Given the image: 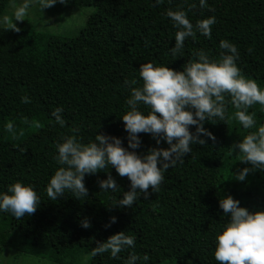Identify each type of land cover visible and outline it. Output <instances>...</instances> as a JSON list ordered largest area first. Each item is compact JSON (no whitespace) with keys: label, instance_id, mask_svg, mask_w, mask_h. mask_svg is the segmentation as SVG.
I'll list each match as a JSON object with an SVG mask.
<instances>
[{"label":"trees","instance_id":"16d2710c","mask_svg":"<svg viewBox=\"0 0 264 264\" xmlns=\"http://www.w3.org/2000/svg\"><path fill=\"white\" fill-rule=\"evenodd\" d=\"M14 0H0V17ZM71 7L94 6L85 27L76 36H61L0 27V192L22 182L34 186L40 197L35 213L15 219L0 212V257L6 247L59 264H73L77 255L88 254L90 264H127L130 255H147L143 264L172 262L218 264L216 236L229 221L219 200L231 195L249 211L264 210V170L249 172L245 181L235 179L245 167L243 154L232 146L264 125V106L255 104L256 125L244 129L235 117L237 109L225 94L226 120L214 118L204 127L215 139L201 136L205 144L192 145L189 153L164 173L155 192L145 199L138 194L132 207H121L119 199L130 190L127 177L115 168L86 175L87 197L75 198L70 191L52 201L46 187L61 165L55 159L57 144L76 136L82 144L97 134L121 138L127 147L128 133L122 116L129 110L130 87L125 80L143 84L141 64L168 66L177 71L203 50L212 59L224 51L222 40L237 47L242 74L264 89V0H66ZM184 10L195 24L214 16L211 36L197 33L187 38L175 56L171 47L175 33L166 12ZM27 98V102H25ZM62 108L61 127L53 112ZM144 114L149 109L142 103ZM13 124L11 132L6 130ZM195 133V126H190ZM138 153L158 145L150 134L140 133ZM131 150V149H130ZM109 174L116 191H102L99 181ZM115 217L116 222L111 223ZM87 220L91 227L83 228ZM110 226H107L109 225ZM125 231L135 236V246L112 258L110 252L92 256L98 242ZM142 264V261H137Z\"/></svg>","mask_w":264,"mask_h":264},{"label":"clouds","instance_id":"9594fccd","mask_svg":"<svg viewBox=\"0 0 264 264\" xmlns=\"http://www.w3.org/2000/svg\"><path fill=\"white\" fill-rule=\"evenodd\" d=\"M58 2L65 3L66 0H23L11 16L0 18V24L11 23L12 30L19 31L14 21H24L34 4L39 5L42 11ZM156 2L160 3V0ZM199 6L206 7L207 0H199ZM166 16L178 29L175 44L170 49L173 56L178 53L183 55L187 38H195L197 33L210 37L211 27L216 23L212 16L193 24L184 10L169 9ZM219 47L224 50L219 59L210 58L203 50L195 51L194 59L184 64L182 71L168 66H154L152 62L141 64L138 71L142 86L132 87L137 81L125 80V85L130 87V98L126 100L129 110L121 118L128 133L127 147L123 146L121 138L104 134H97L95 141L88 144H82L76 136L64 137L63 142L57 144L58 155L55 158L61 167L55 171L46 187L50 200L64 196L66 190L77 199L87 197L85 176L108 166L130 181V190L124 192L123 198L116 204L132 207L138 194H143L147 199L150 188L152 193L159 189L164 173L192 153V145L206 143L201 136L215 139L205 129L204 122L214 118L226 120L225 94L230 95L229 103L237 109L235 117L239 124L244 129L254 128L255 113L248 110L257 103L264 106V89L242 74L237 65L239 53L234 44L222 40ZM141 103L149 109L147 114L140 110ZM62 112V108H56L53 112L61 127L65 123ZM190 126H195V133L190 131ZM6 130L11 132L13 124L8 123ZM140 133L150 134L158 145L163 141L169 147H153L146 154L138 153L136 149L141 146ZM232 148L243 154L241 161L251 165V168L245 167L236 174L235 179L243 182L249 172L264 170V125L244 136ZM99 187L105 192L118 188L110 174L107 179L99 181ZM40 203L34 186L22 182L9 185L7 192H0V212H8L17 220L25 214L35 213ZM219 207L229 221L215 238L214 255L218 264H264V210L249 211L231 195L220 199ZM115 222L116 218L112 217L111 223ZM81 226L89 228L91 224L84 220ZM135 239V236L121 231L105 242H98L91 255L110 252L111 257L116 258L126 248L134 247ZM148 260L147 255L141 258L132 254L127 264H137V261L143 264Z\"/></svg>","mask_w":264,"mask_h":264},{"label":"rangeland","instance_id":"374dc122","mask_svg":"<svg viewBox=\"0 0 264 264\" xmlns=\"http://www.w3.org/2000/svg\"><path fill=\"white\" fill-rule=\"evenodd\" d=\"M23 0H14L9 3L3 16H11L15 8L19 7ZM96 12L94 6L71 7L63 3H56L53 7L43 9L39 5L34 4L28 10L26 19L22 22H16L17 27L26 28L32 32L49 33L61 36H76L85 27L88 17ZM0 27H13L11 23L0 24ZM0 264H59L47 259L38 258L34 255L23 253L19 254L13 247L4 248ZM73 264H90V256L88 254L77 255L73 259ZM162 264H174L172 262H164ZM185 264H194L191 261Z\"/></svg>","mask_w":264,"mask_h":264}]
</instances>
